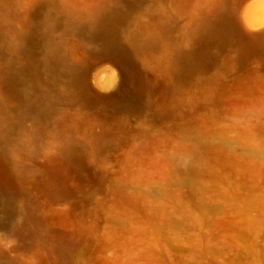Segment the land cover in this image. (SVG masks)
<instances>
[{"label": "rangeland", "instance_id": "obj_1", "mask_svg": "<svg viewBox=\"0 0 264 264\" xmlns=\"http://www.w3.org/2000/svg\"><path fill=\"white\" fill-rule=\"evenodd\" d=\"M38 241L264 264V0H0V264Z\"/></svg>", "mask_w": 264, "mask_h": 264}, {"label": "bare ground", "instance_id": "obj_2", "mask_svg": "<svg viewBox=\"0 0 264 264\" xmlns=\"http://www.w3.org/2000/svg\"><path fill=\"white\" fill-rule=\"evenodd\" d=\"M181 2H185L187 0H179ZM113 17L109 16L108 21L106 23V27L104 28V31H102L103 35L105 37H107V42L110 46H118V42L116 39V34H115V29H114V25H113ZM217 24L213 23L212 28H211V32L208 35V39L207 41H210L211 39L215 38L216 36L219 35V33L217 32L216 26ZM118 48V47H117ZM105 69V68H104ZM112 69V68H111ZM103 70V69H102ZM101 71V70H100ZM115 71V70H114ZM105 73V71H103ZM99 73V72H98ZM96 73V74H98ZM110 73V72H109ZM102 74V73H99ZM113 75V74H111ZM98 75H96L97 78ZM95 77V76H94ZM109 77V76H108ZM99 78V77H98ZM97 78V79H98ZM105 78V77H104ZM107 78V76H106ZM99 80V79H98ZM100 81V80H99ZM102 81V80H101ZM98 82V81H97ZM109 82V81H108ZM96 83V82H95ZM101 83V82H100ZM109 84V83H108ZM103 85V84H102ZM90 89V88H89ZM91 90V89H90ZM142 90L141 88H138L137 93H140ZM99 93V92H98ZM108 94V93H107ZM106 94V95H107ZM112 94V93H111ZM121 94V93H120ZM119 94V95H120ZM109 96V95H108ZM113 96V95H112ZM110 98V97H109ZM12 203L11 202H7L5 208L6 210L10 211L12 209ZM58 217L62 220H65L67 218L66 214H59ZM33 252L35 254V258H36V264H53L52 259L50 258L49 255H47V253L45 252V245L42 241H38L34 246H33Z\"/></svg>", "mask_w": 264, "mask_h": 264}]
</instances>
